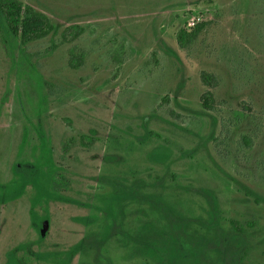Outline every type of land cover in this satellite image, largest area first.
Masks as SVG:
<instances>
[{
    "label": "rangeland",
    "instance_id": "374dc122",
    "mask_svg": "<svg viewBox=\"0 0 264 264\" xmlns=\"http://www.w3.org/2000/svg\"><path fill=\"white\" fill-rule=\"evenodd\" d=\"M22 1L54 29L17 44L0 30V182L34 161L43 129L58 192L94 199L102 173L209 187L224 225L248 234L243 264H264V0ZM196 25L180 45L179 29ZM33 189L0 202V264L20 242L50 249L84 233L72 216L86 207L45 195L32 207ZM170 194L202 212L200 196ZM79 262L95 264L91 253Z\"/></svg>",
    "mask_w": 264,
    "mask_h": 264
},
{
    "label": "trees",
    "instance_id": "16d2710c",
    "mask_svg": "<svg viewBox=\"0 0 264 264\" xmlns=\"http://www.w3.org/2000/svg\"><path fill=\"white\" fill-rule=\"evenodd\" d=\"M53 29L50 18L32 5L22 0H0V30L7 42L40 38ZM198 29L199 25L189 31L179 29L178 43L189 42ZM81 31L82 27L76 25L70 32L64 30L63 38L71 40ZM203 103L209 105L207 98ZM40 137L42 143L34 161L16 165L13 179L0 182V202L14 197L29 183L34 188L32 207L41 195L86 207V213L72 216L85 230L79 240L56 248L41 249L33 247V241L20 242L6 251L7 264H72L75 256L88 253L95 264H120L116 257L138 260V264H243L250 248L248 234L237 219L224 225L211 188L178 183L171 186L164 174L146 180L102 173L96 180L106 189L95 192L94 199L81 200L53 188L49 136L41 129ZM173 188L200 196L202 212H187L170 197ZM31 213L38 226L41 217L33 208ZM41 238L43 235H39Z\"/></svg>",
    "mask_w": 264,
    "mask_h": 264
},
{
    "label": "water",
    "instance_id": "95a60500",
    "mask_svg": "<svg viewBox=\"0 0 264 264\" xmlns=\"http://www.w3.org/2000/svg\"><path fill=\"white\" fill-rule=\"evenodd\" d=\"M46 227H47V221H43L40 231L43 233L46 230Z\"/></svg>",
    "mask_w": 264,
    "mask_h": 264
},
{
    "label": "built area",
    "instance_id": "2783aa9c",
    "mask_svg": "<svg viewBox=\"0 0 264 264\" xmlns=\"http://www.w3.org/2000/svg\"><path fill=\"white\" fill-rule=\"evenodd\" d=\"M198 19H199V18H198ZM188 24L191 25V26L194 25V24H195V20H194V19L189 20Z\"/></svg>",
    "mask_w": 264,
    "mask_h": 264
}]
</instances>
